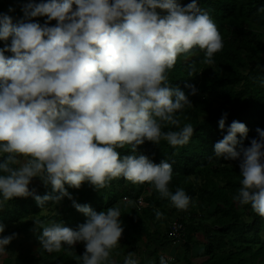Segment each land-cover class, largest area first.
Here are the masks:
<instances>
[{
  "label": "clouds",
  "instance_id": "obj_1",
  "mask_svg": "<svg viewBox=\"0 0 264 264\" xmlns=\"http://www.w3.org/2000/svg\"><path fill=\"white\" fill-rule=\"evenodd\" d=\"M21 11L15 23L0 12V41L10 39L0 48V155L7 154L0 162V209L13 198L33 196L43 206L68 197L86 221L76 229L55 222L42 227V248L59 252L82 242L79 264H115L111 251L124 231L120 208L97 212L77 203L65 184L79 189L87 181L100 190L120 178L148 183L160 198L186 211L191 198L183 188L169 189L170 162L154 163L143 154L121 157L116 149L129 145L135 152L145 141L161 140L178 148L190 141L193 125L180 127L176 114L192 103L170 85L168 72L195 48L203 51L204 64H213L223 49L222 36L197 0L183 6L176 0H28ZM34 17L46 20L41 24ZM196 71L191 66L189 77ZM186 87L196 94L194 85ZM226 117L225 112L218 121L221 130ZM166 126L179 130L162 131ZM248 131L233 120L213 152L238 160L242 178L233 200L264 218V129L256 128L257 137L243 146ZM35 177L58 194L36 195L29 188ZM155 216L163 213L156 210ZM16 235L0 237V253ZM123 264H138L134 253Z\"/></svg>",
  "mask_w": 264,
  "mask_h": 264
},
{
  "label": "trees",
  "instance_id": "obj_2",
  "mask_svg": "<svg viewBox=\"0 0 264 264\" xmlns=\"http://www.w3.org/2000/svg\"><path fill=\"white\" fill-rule=\"evenodd\" d=\"M27 2L0 0V12L10 15L15 23L23 17L21 8ZM176 2L183 6L191 0ZM197 4L215 22L223 39V49L214 55V63L207 65L203 63V51L195 48L187 58L179 56L168 72L170 85L182 90L192 103V107H185L176 115L181 120L180 127L185 123L193 125V136L186 145L178 148L161 140L159 144L145 141L136 147L135 152L129 145L116 149L121 157L143 154L154 163L162 159L170 162L173 172L169 189L172 192L178 187L184 189L191 198L188 209L177 210L168 199L160 198L148 183L132 184L120 178L100 190L94 189L87 181L79 189L65 184L77 203L88 204L97 212L109 207L120 208L124 231L118 246L111 251V259L123 253L119 250L121 246L122 250L126 249L125 258L132 252L138 264H151L148 257L152 254L155 256L153 264H161L162 245L181 242L184 249L180 257L182 264H264V218L255 214L250 205H239L233 200L242 178L239 162L216 158L213 152L215 142L223 138L233 120L245 123L249 129L247 137L242 140L243 146H248L250 140L257 137L256 128L264 129V86L260 83L264 80V11H259L264 7V0H197ZM10 7L14 11L9 12ZM157 12L161 10L157 9ZM32 19L42 24L46 17ZM49 23L54 25L56 21ZM5 43H10V39L0 41V48ZM5 55L11 56L12 53L6 52ZM191 66L197 71L189 77ZM189 84L195 86L196 94H190L191 89L186 87ZM225 112V128L221 130L218 121ZM170 130L179 129L174 126L162 128L165 132ZM239 148L238 144L237 150ZM6 155H0V162ZM29 188L40 196L58 194L38 177L32 179ZM195 202L199 205L193 206ZM156 210L163 213L162 218H156ZM172 218L174 220L169 223L167 220ZM37 219L40 225L35 223ZM86 219L68 197L58 203L46 201L43 206H39L33 196L13 198L0 209V223L5 226L0 237L16 233L12 240L21 237L30 244H37L35 255L28 254L29 264H79L85 250L82 242L73 248L65 245L59 252L48 253L38 237L42 227L53 222L76 229ZM175 221L182 225L180 238L171 234V224ZM160 225L164 227L161 229ZM16 257H6L0 264H21ZM193 259L198 262H192ZM123 261L115 258L114 262L123 264Z\"/></svg>",
  "mask_w": 264,
  "mask_h": 264
},
{
  "label": "rangeland",
  "instance_id": "obj_3",
  "mask_svg": "<svg viewBox=\"0 0 264 264\" xmlns=\"http://www.w3.org/2000/svg\"><path fill=\"white\" fill-rule=\"evenodd\" d=\"M198 206L199 203L195 202L193 203V206ZM44 214H47V211H43ZM244 218L247 219V216H244ZM174 220V218L167 220L169 223L172 222ZM199 222V221H196ZM161 229L164 227V225H160ZM181 243V242H180ZM180 243L173 244V243H165L164 245H162V249L160 250V262L161 264H164L162 262V258L168 259L169 263H175V264H182V260L180 259V257L183 254V247L182 245H180ZM38 245L37 244H30L29 241L23 239V238H18L16 240H12L8 245L5 246L6 251L4 253H0V261L2 262V260L4 258H14V256H18L16 258H19V262L21 264H29L28 260H29V253H34L37 251ZM119 250L122 251L123 253H121L120 256H118L116 254V256L112 259L113 261H115V258L119 260V258L121 260H124L125 255H126V249L119 246ZM192 249V248H191ZM199 249V248H198ZM197 249V250H198ZM118 252V251H117ZM192 253V250L190 251ZM159 253V252H158ZM189 253V255L191 254ZM35 255V253H34ZM118 257V258H117ZM175 257H178L177 260L174 259ZM154 254H152L150 257H148V260L150 262H152L151 264H153L154 262ZM259 260H256V262H258ZM192 262H198V259H193ZM255 262V263H256ZM149 263V262H148ZM117 264V263H115ZM261 264V263H260Z\"/></svg>",
  "mask_w": 264,
  "mask_h": 264
},
{
  "label": "built area",
  "instance_id": "obj_4",
  "mask_svg": "<svg viewBox=\"0 0 264 264\" xmlns=\"http://www.w3.org/2000/svg\"><path fill=\"white\" fill-rule=\"evenodd\" d=\"M137 201H139V199H137ZM182 230H183L182 229V225L180 223H178V222L175 221V222H173L171 224V234H172V236L174 238H180L182 236ZM177 240H179V239H177ZM162 262L164 264H168L169 263V260L168 259H165V258H162Z\"/></svg>",
  "mask_w": 264,
  "mask_h": 264
},
{
  "label": "crops",
  "instance_id": "obj_5",
  "mask_svg": "<svg viewBox=\"0 0 264 264\" xmlns=\"http://www.w3.org/2000/svg\"><path fill=\"white\" fill-rule=\"evenodd\" d=\"M162 249V248H161Z\"/></svg>",
  "mask_w": 264,
  "mask_h": 264
}]
</instances>
